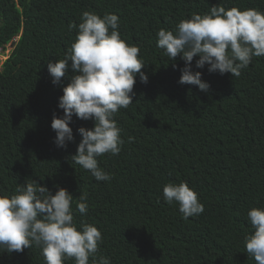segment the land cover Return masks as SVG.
Instances as JSON below:
<instances>
[{
    "label": "trees",
    "instance_id": "1",
    "mask_svg": "<svg viewBox=\"0 0 264 264\" xmlns=\"http://www.w3.org/2000/svg\"><path fill=\"white\" fill-rule=\"evenodd\" d=\"M215 5L264 12V0H0V46L19 37L0 70V195H12L36 181L54 195L59 187L85 197L88 211L75 214L101 231L97 258L111 264H256L244 238L253 231L247 213L264 207V57H253L239 77L200 71L206 94L178 80L184 61L157 47L160 29L174 30L193 13ZM84 11L116 14L121 38L140 48L148 76L134 85L127 109L114 119L121 151L98 158L110 181H97L72 163L93 121L72 118L74 141L58 148L51 128L63 87L53 85L47 64L65 57ZM175 64V67H173ZM75 73L69 69L66 74ZM186 182L198 193L204 212L182 218L168 204L163 187ZM0 264H45L35 245L22 253L0 249ZM65 264H75L70 259ZM89 264H92L91 259Z\"/></svg>",
    "mask_w": 264,
    "mask_h": 264
},
{
    "label": "clouds",
    "instance_id": "2",
    "mask_svg": "<svg viewBox=\"0 0 264 264\" xmlns=\"http://www.w3.org/2000/svg\"><path fill=\"white\" fill-rule=\"evenodd\" d=\"M80 19L79 25H70L77 29L70 51L63 59L47 64L53 85L61 83L62 78L70 81L58 100L63 115L53 114L51 128L56 133L55 145L66 149L74 141L70 127L73 116L93 121L92 128L77 130L82 139L70 159L90 171L97 181L107 182L112 177L99 166L98 158L120 153L124 141L114 117L133 103L137 76L145 84L148 76L141 71L146 65L140 58V48L121 38L116 14L101 17L84 11ZM156 36L157 47L169 60L179 56L184 61L178 83L207 94L210 84L202 79L200 71H193L194 58L198 57L196 69L207 65L210 73L239 77L253 57H264V12L215 5L208 13H193L190 19H182L174 30L160 29ZM69 69L75 73L71 77L66 76ZM163 197L168 204L179 206L183 219L205 210L198 193L186 182L166 184ZM73 201L66 188L59 187L53 195L36 181H25L10 196L0 195V249L22 253L35 245L41 249L45 264H65L70 259L75 264H89L90 259L92 264H111L108 257L97 258L103 243L101 231L87 223H81L78 229L75 222L76 212L84 215L88 211L86 198L79 197L75 211ZM247 216L253 231L244 238L245 250L256 264H264V207H252Z\"/></svg>",
    "mask_w": 264,
    "mask_h": 264
},
{
    "label": "rangeland",
    "instance_id": "3",
    "mask_svg": "<svg viewBox=\"0 0 264 264\" xmlns=\"http://www.w3.org/2000/svg\"><path fill=\"white\" fill-rule=\"evenodd\" d=\"M19 39V37H16L15 41ZM13 41L8 43L5 48H0V70L2 69V65L6 61L5 58H9L12 50H13Z\"/></svg>",
    "mask_w": 264,
    "mask_h": 264
},
{
    "label": "water",
    "instance_id": "4",
    "mask_svg": "<svg viewBox=\"0 0 264 264\" xmlns=\"http://www.w3.org/2000/svg\"><path fill=\"white\" fill-rule=\"evenodd\" d=\"M16 44H17V42L14 40V41H13V46L15 47V46H16Z\"/></svg>",
    "mask_w": 264,
    "mask_h": 264
},
{
    "label": "built area",
    "instance_id": "5",
    "mask_svg": "<svg viewBox=\"0 0 264 264\" xmlns=\"http://www.w3.org/2000/svg\"><path fill=\"white\" fill-rule=\"evenodd\" d=\"M1 48H3V47H1Z\"/></svg>",
    "mask_w": 264,
    "mask_h": 264
}]
</instances>
